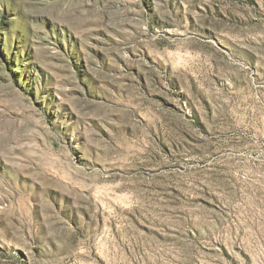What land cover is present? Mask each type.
<instances>
[{
	"label": "rangeland",
	"instance_id": "1",
	"mask_svg": "<svg viewBox=\"0 0 264 264\" xmlns=\"http://www.w3.org/2000/svg\"><path fill=\"white\" fill-rule=\"evenodd\" d=\"M0 264H264V0H0Z\"/></svg>",
	"mask_w": 264,
	"mask_h": 264
}]
</instances>
